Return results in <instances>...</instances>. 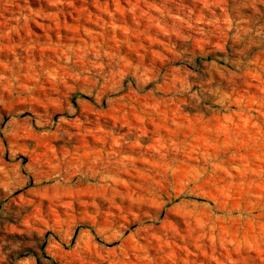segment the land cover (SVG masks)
<instances>
[{
	"label": "rangeland",
	"instance_id": "obj_1",
	"mask_svg": "<svg viewBox=\"0 0 264 264\" xmlns=\"http://www.w3.org/2000/svg\"><path fill=\"white\" fill-rule=\"evenodd\" d=\"M0 264H264V0H0Z\"/></svg>",
	"mask_w": 264,
	"mask_h": 264
}]
</instances>
